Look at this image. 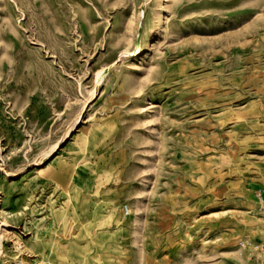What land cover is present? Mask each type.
Masks as SVG:
<instances>
[{"label": "rangeland", "instance_id": "rangeland-1", "mask_svg": "<svg viewBox=\"0 0 264 264\" xmlns=\"http://www.w3.org/2000/svg\"><path fill=\"white\" fill-rule=\"evenodd\" d=\"M59 263L264 264V0H0V264Z\"/></svg>", "mask_w": 264, "mask_h": 264}, {"label": "bare ground", "instance_id": "bare-ground-1", "mask_svg": "<svg viewBox=\"0 0 264 264\" xmlns=\"http://www.w3.org/2000/svg\"><path fill=\"white\" fill-rule=\"evenodd\" d=\"M92 225V224H91ZM91 225H90V227H91ZM85 228V227H84ZM92 229H90V231H91ZM59 231V230H58ZM66 234V233H65ZM86 235V234H85ZM63 237V236H62ZM51 240V239H50ZM54 240V239H53ZM40 243V242H39ZM51 245V244H50ZM73 245V244H72ZM67 246H69L68 244H67ZM54 250V249H53ZM69 250V249H68ZM46 251V250H45ZM75 251V250H74ZM68 253V252H67ZM50 255V254H49ZM74 255V254H73ZM77 255V254H76ZM75 257V256H74ZM75 258H77V257H75ZM44 259V258H43ZM55 262H56V260H54ZM69 262V261H68ZM82 262V261H81ZM60 264V263H59Z\"/></svg>", "mask_w": 264, "mask_h": 264}]
</instances>
